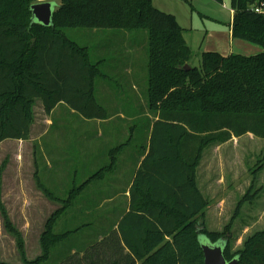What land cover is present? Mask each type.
I'll use <instances>...</instances> for the list:
<instances>
[{
    "label": "trees",
    "instance_id": "16d2710c",
    "mask_svg": "<svg viewBox=\"0 0 264 264\" xmlns=\"http://www.w3.org/2000/svg\"><path fill=\"white\" fill-rule=\"evenodd\" d=\"M263 1L229 0V5L234 11L233 37L264 49V12L253 9ZM35 2L0 0V142L30 137L37 99L47 114L64 103L87 119L109 116L96 96L104 58L94 61L91 47L69 38L65 29L145 30L149 141L140 152L144 158L130 189L129 211L116 224L130 261L125 264H205L202 236L214 243L226 241L228 261L238 258L237 264H264V229L232 251L231 225L224 231L207 227L210 201L197 181L206 148L249 133L264 138V51L249 56L205 51L200 66H193L184 27L176 15L159 9L153 0H60L50 25L34 19ZM131 141L130 136L111 148L109 164L72 188L65 203L46 221L40 237L42 254L31 260L24 256V238L2 199L4 160L0 216L23 261L0 264H45L58 244L80 230L56 232L58 220L94 180L116 168L119 153ZM35 178L40 180L37 172ZM38 185L50 199L62 201L44 184ZM251 194L249 190L238 207Z\"/></svg>",
    "mask_w": 264,
    "mask_h": 264
},
{
    "label": "rangeland",
    "instance_id": "374dc122",
    "mask_svg": "<svg viewBox=\"0 0 264 264\" xmlns=\"http://www.w3.org/2000/svg\"><path fill=\"white\" fill-rule=\"evenodd\" d=\"M51 1L56 9L60 0ZM153 1L159 9L178 17L193 48L189 63L200 66L202 33L214 26L215 22L211 19L227 21L231 10L229 0L224 2L226 7L215 0ZM191 14H194L192 21ZM196 28L204 30L197 31ZM65 32L79 44L91 47L94 61L104 58V76L96 80V96L107 115L114 118L98 123L97 119L89 120L62 103L51 116L54 124L48 128L43 103L37 99L30 137L27 140L6 139L0 142V167L7 160L2 181L3 200L11 218L20 227L24 238V256L30 260L42 254L41 234L50 215L65 203L63 199L68 198L75 185H80L111 161L108 153L103 155L105 160L102 158V148H106L107 143L121 144L131 136L127 151L118 155V160L122 162L119 169L129 171L136 164L142 147L149 141L147 31L67 28ZM118 110L132 114L133 118L115 116ZM99 126H111L121 131L126 128L128 135L121 138L118 134L111 142L108 131L102 138L97 136ZM88 153L95 163L90 162ZM258 168L261 169L254 174ZM124 171L119 170L114 180L92 182L90 188L78 196L74 205L58 220L55 230H80L58 244L45 264H63L69 256L66 264H90L93 260L97 264H111L114 260L121 261V264L130 262L116 225L129 197L112 195L113 190L125 184ZM36 172L40 178L38 181ZM197 174L198 185L210 201L205 223L213 231H224L231 225L232 251L242 248L248 236L264 229V138L249 133L211 145L204 150ZM39 182L62 201L50 199L38 185ZM249 190L256 195L251 194L252 197L238 207ZM207 239L201 237L203 242ZM91 245H95L94 248ZM72 247L75 248L70 254ZM88 247V250H82ZM0 261H23L16 240L6 231L1 216Z\"/></svg>",
    "mask_w": 264,
    "mask_h": 264
},
{
    "label": "crops",
    "instance_id": "0c3cea01",
    "mask_svg": "<svg viewBox=\"0 0 264 264\" xmlns=\"http://www.w3.org/2000/svg\"><path fill=\"white\" fill-rule=\"evenodd\" d=\"M40 1H46V0H40ZM211 1H210V3H212ZM224 2H225V0H224ZM223 6H225V3H223ZM233 13H234V11L231 9L230 10V16H229V18L226 21L227 23L223 22V21H221L219 19H211L210 20L211 22L214 21L215 23H214V26L209 27V29H205V32L202 33L203 37H202V40H201L200 45H199V48H200L201 52L216 51V52H219V53H221L222 55H225V56L233 54V53H238V54H243V55H248L249 56V55H255V54H258V53H261V52L264 51L263 47L261 45H259V44L251 43L249 41L233 37L232 30H231V23H232V20H233ZM191 17H192V19H190V20L192 21L193 18H194V14L193 15L191 14ZM196 30L197 31H202L204 29L196 28ZM185 35H186V31L184 29V36ZM185 38H186V36H185ZM186 40H187L188 44H190L189 40L188 39H186ZM192 50H193V48H192ZM61 104L62 103L58 104L52 110V112L50 114H47L44 111L47 114V124L46 125H47L48 128H49V126L54 124L53 120L51 119V116L53 115V113L55 112L57 107H59V105H61ZM43 109H44V107H43ZM114 114H115V116H121V118H127V117H125L127 115H128V118H133L132 114H126L124 112V110H118ZM113 118H114V116L110 117V115H109L108 118H106V119H97V121H98V123H102V120L105 121V122H109ZM98 130L99 131H97V136L99 138H102L104 133L108 131L107 133L111 134V136L109 137V139L111 138V142H112V139L115 138V136H117L118 134H120V136H122L121 138H125L128 135L126 128H124V130L121 131V130H116V128H113L111 126H108L107 128H106V126H105V128L102 127V126L101 127L99 126ZM107 144H108V146L106 148H104V149L102 148V152L100 154L102 156V158H103V155H106L107 153L109 155V151L111 150V148L114 147L113 145H115V144L111 145V143H107ZM128 146L129 145L125 146L124 149L121 152L125 153L127 151V149H128ZM86 151H88V150H86ZM89 154L90 153H88V158H89L90 162L93 161L95 163V161L93 160L94 158L92 157V160H91ZM143 158H144V155L139 153L138 154V160L136 161V164L129 171L128 170L124 171L122 169H119V167H120L119 165H121V163H122L121 160L119 159V160H117V166H116V168L113 171L107 173L103 178L97 179V180H101V179H103V180H105V179L114 180V175H116V173H118L119 170L124 171V173H125V178H124L125 184L123 186L121 185L117 190H113L114 192L112 193V195H114V196H116V195H125L126 197H129L127 206H126L125 210L123 211V214L120 216V219L123 217V215L127 211H129L130 189H131V186L133 184V180H134V177L136 175V171H137L138 167L140 166L141 161L143 160ZM103 159H101V160H103ZM35 163L37 164L36 161H35ZM108 164L109 163H106L104 166H106ZM2 181H3V174H2ZM94 181H96V180H94ZM91 184H90V186H91ZM90 186H88L86 188V190L89 189ZM2 199H3V187H2ZM3 202H4V200H3ZM7 210H8V208H7ZM8 213L10 215V211L9 210H8ZM10 218H11V216H10ZM11 220L13 221L12 218H11ZM13 223L16 225V223L14 221H13ZM16 226L18 227V225H16ZM18 228H20V227H18Z\"/></svg>",
    "mask_w": 264,
    "mask_h": 264
},
{
    "label": "water",
    "instance_id": "95a60500",
    "mask_svg": "<svg viewBox=\"0 0 264 264\" xmlns=\"http://www.w3.org/2000/svg\"><path fill=\"white\" fill-rule=\"evenodd\" d=\"M34 19L44 25L52 23V15L54 12L53 2L51 0L38 1L32 4ZM186 68H190L187 64ZM226 241L211 242L210 240H201V246L204 252L205 264H237L238 258L228 261L224 256V246Z\"/></svg>",
    "mask_w": 264,
    "mask_h": 264
},
{
    "label": "built area",
    "instance_id": "2783aa9c",
    "mask_svg": "<svg viewBox=\"0 0 264 264\" xmlns=\"http://www.w3.org/2000/svg\"><path fill=\"white\" fill-rule=\"evenodd\" d=\"M253 9L256 12H264V1L261 2L259 5L253 6Z\"/></svg>",
    "mask_w": 264,
    "mask_h": 264
}]
</instances>
